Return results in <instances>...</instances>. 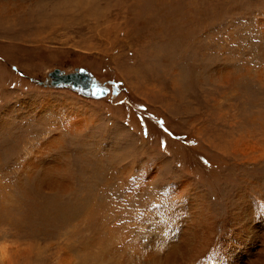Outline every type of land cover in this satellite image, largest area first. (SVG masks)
Listing matches in <instances>:
<instances>
[{
    "label": "rangeland",
    "instance_id": "374dc122",
    "mask_svg": "<svg viewBox=\"0 0 264 264\" xmlns=\"http://www.w3.org/2000/svg\"><path fill=\"white\" fill-rule=\"evenodd\" d=\"M7 1L0 264H192L197 221L264 263V0ZM79 68L111 93L52 85Z\"/></svg>",
    "mask_w": 264,
    "mask_h": 264
},
{
    "label": "bare ground",
    "instance_id": "6f19581e",
    "mask_svg": "<svg viewBox=\"0 0 264 264\" xmlns=\"http://www.w3.org/2000/svg\"><path fill=\"white\" fill-rule=\"evenodd\" d=\"M16 3V4H18L19 6L18 7H22V2H24V1H22V0H9V1H7L6 3L4 2H2L6 7H7V9L8 10H6V11H10V12H12L13 11V7L11 6V4L12 3ZM27 2V1H26ZM35 2H38V4H39V6H41L40 4H42L41 2H42V0H41V2L39 3V1L38 0H35ZM22 4V5H21ZM28 3H26V5H27ZM1 5V4H0ZM25 5V4H24ZM15 6H17V5H15ZM33 6V5H32ZM32 6H31V8H32ZM17 7V8H18ZM3 7H1V9H2ZM16 8V7H15ZM30 8V9H31ZM7 13V12H6ZM26 13V12H25ZM2 14H4V13H2ZM12 14H13V12H12ZM11 16V15H10ZM4 17V16H3ZM7 17V16H6ZM50 84V81L48 80V82H43L42 83V85H44V86H48ZM59 88V87H58ZM79 94V93H78ZM92 99V98H91ZM95 100H97V99H95ZM129 121H133L134 120V117L133 116H130L129 117V119H128ZM58 166V165H57ZM57 166H56V168H57ZM60 166V165H59ZM64 166V165H63ZM55 167V166H54ZM53 169V168H52ZM60 169V168H59ZM95 169H97V167H95V168H90V169H88V174H91ZM86 170V169H85ZM99 170V169H98ZM50 171V170H49ZM67 171V170H66ZM72 171V170H71ZM60 172V171H59ZM96 173V172H95ZM93 175H95V174H93ZM50 176V175H49ZM94 177V176H93ZM86 179H88V177H85ZM90 178H92V177H90ZM96 178V177H95ZM54 179V178H53ZM58 179V178H57ZM48 180V179H47ZM49 182V181H48ZM68 184V183H67ZM89 184L90 183H88L86 186H85V189H87V190H89ZM93 186V185H92ZM91 185H90V187H92ZM94 187V186H93ZM56 188V187H55ZM69 189V188H68ZM70 194V193H69ZM191 195V194H190ZM60 197V196H59ZM58 197V198H59ZM66 197V196H65ZM197 198V197H196ZM202 200V199H201ZM53 202L55 203V199H53ZM201 202H203V201H201ZM86 203H87V201L85 200L84 202H81V204H82V206L83 207H85V205H86ZM200 203V202H199ZM55 204H57V203H55ZM88 204V203H87ZM196 204V203H195ZM202 204V203H201ZM62 205H63V208H61L60 209V211H59V213H60V217L62 216L64 219H68L69 218V216H70V211L73 209V211H76V209H78L77 208V205H74V206H72V205H70L69 203H62ZM204 205V204H203ZM93 206V205H92ZM199 207H200V204H199ZM204 207V206H203ZM202 207H200V209H201ZM209 209V208H208ZM261 209L264 211V203H261ZM207 210V209H206ZM75 213V212H74ZM73 213V214H74ZM196 213V212H195ZM204 215H206V214H204ZM193 216V215H192ZM201 216V215H200ZM207 217V216H206ZM238 218H241L242 219V217H241V215L240 214H238V216H237ZM197 218V217H196ZM201 218V217H200ZM212 218V217H211ZM213 219V218H212ZM235 219V218H234ZM210 220V219H209ZM206 221V220H205ZM187 222H189V221H187ZM198 222V221H197ZM196 222V224L194 223V225H193V228L195 229V235H193V234H191L190 233V236L192 237V240H194L195 239V237H197L198 236V230H204V231H206V232H208L209 230H210V235L208 236V237H205V238H200L199 236L196 238L197 239V241H196V243H198L199 245H201V246H199V247H192V248H190L189 249V253H196L197 255L196 256H191V257H185V258H187L190 262L192 261V264H194L195 262H196V259H197V256H202L203 258L202 259H204L205 261H211L212 263H216V262H218V261H220V264H238V262H239V257H240V254L238 253V252H236L234 249H231V246L230 245H226L225 244V246H227V249H224L225 247H223L224 245V241H217V243L216 244H214L213 245V247H209L208 246V244H207V239H209L210 237H212L213 236V233H212V231H211V229H212V227L210 226V225H207V224H198ZM207 222V221H206ZM210 222H212V221H210ZM211 224V223H210ZM190 225H192V223L190 224ZM189 225V226H190ZM213 225H214V220H213ZM210 226V227H209ZM188 227V226H187ZM192 228V227H191ZM177 229H178V226H177ZM189 229V228H188ZM189 231V230H188ZM184 232H186V230L184 231ZM183 232V233H184ZM185 234V233H184ZM177 235H179V234H177ZM177 235H176V237H177ZM201 235V234H200ZM181 237H182V235H181ZM187 237V236H186ZM240 237V236H239ZM178 238H180V237H178ZM203 239V242H200L199 240H202ZM185 240V238L184 237H182V240L180 241V242H183ZM176 241H177V239H176ZM188 242L189 241H191L190 240V238L187 240ZM187 241H184V242H187ZM240 241V240H239ZM227 243V242H226ZM175 244V243H174ZM178 245L180 246V245H183V244H179L178 243ZM204 246H206L207 247V252L206 251H204L203 249H200V248H202V247H204ZM177 247V246H176ZM175 246L173 247V250L172 251H170L169 253V256L168 257H171V256H173V255H176V256H180L181 254L183 255V249H181V248H179V247H177V248H179V249H181V252H183V253H181L180 255H178V253H180V250H178L177 248H176ZM181 247V246H180ZM185 247V246H184ZM235 249H237V250H239V248H235ZM186 251V250H185ZM239 251H243V249H241V250H239ZM187 252V251H186ZM251 253V252H250ZM149 255V254H148ZM151 255V254H150ZM156 255H157V253H156ZM159 255H161V254H158V257H155V258H151V257H149V258H151V259H149L148 260V263L149 264H174V262H173V260H170L171 258H168V260L167 259H164L162 256H159ZM181 255V256H182ZM249 255V254H248ZM261 257H264V251H263V253H262V255H261ZM237 259H238V261H237ZM249 260H251L250 258L248 259V261ZM198 262H200V261H198ZM251 264H264V263H261V262H257V263H251Z\"/></svg>",
    "mask_w": 264,
    "mask_h": 264
},
{
    "label": "water",
    "instance_id": "95a60500",
    "mask_svg": "<svg viewBox=\"0 0 264 264\" xmlns=\"http://www.w3.org/2000/svg\"><path fill=\"white\" fill-rule=\"evenodd\" d=\"M52 85L59 88H69L83 96L92 99H102L111 93V90L101 84L88 70L79 68L75 73L65 74L61 70H54L50 73ZM113 94H118L119 87L113 82Z\"/></svg>",
    "mask_w": 264,
    "mask_h": 264
}]
</instances>
